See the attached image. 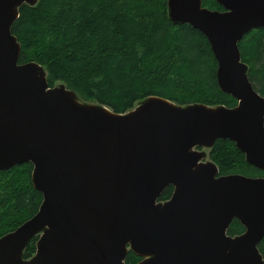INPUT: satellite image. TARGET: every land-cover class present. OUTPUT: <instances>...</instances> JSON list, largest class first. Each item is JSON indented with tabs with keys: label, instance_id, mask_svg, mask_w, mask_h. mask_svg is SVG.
<instances>
[{
	"label": "water",
	"instance_id": "1",
	"mask_svg": "<svg viewBox=\"0 0 264 264\" xmlns=\"http://www.w3.org/2000/svg\"><path fill=\"white\" fill-rule=\"evenodd\" d=\"M166 0L167 18L209 43L219 90L234 107L177 105L150 96L117 114L49 87L36 62L18 63L19 8L0 0V171L30 163L42 200L0 237V264H264V177L219 175L206 150L228 139L264 171V97L248 79L239 42L264 29V0ZM171 186V196L158 201ZM233 220L244 228L230 236ZM38 236L30 259L22 254Z\"/></svg>",
	"mask_w": 264,
	"mask_h": 264
},
{
	"label": "trees",
	"instance_id": "2",
	"mask_svg": "<svg viewBox=\"0 0 264 264\" xmlns=\"http://www.w3.org/2000/svg\"><path fill=\"white\" fill-rule=\"evenodd\" d=\"M210 10L223 11L214 0H201ZM11 33L20 44L18 63L36 62L46 72L49 87L64 84L76 96L124 114L150 96L177 105L205 104L234 107L216 82V61L206 38L187 24L167 18L166 0H38L22 5ZM248 78L264 97V29L246 34L238 44ZM219 175L264 177L246 163L228 139L208 150ZM32 165L0 171V237L32 218L42 196L31 184ZM173 188L162 191L167 200ZM244 231L233 220L230 236ZM37 236L23 251L35 253ZM264 261V236L258 244ZM140 260L131 251L125 264Z\"/></svg>",
	"mask_w": 264,
	"mask_h": 264
},
{
	"label": "rangeland",
	"instance_id": "3",
	"mask_svg": "<svg viewBox=\"0 0 264 264\" xmlns=\"http://www.w3.org/2000/svg\"><path fill=\"white\" fill-rule=\"evenodd\" d=\"M248 67V66H247ZM58 85H60L59 84V82H57V85H55V86H58ZM79 99V98H78ZM80 100V99H79ZM80 101H82V100H80ZM206 157H205V159H204V161H208V160H210L209 158H208V150H206Z\"/></svg>",
	"mask_w": 264,
	"mask_h": 264
},
{
	"label": "bare ground",
	"instance_id": "4",
	"mask_svg": "<svg viewBox=\"0 0 264 264\" xmlns=\"http://www.w3.org/2000/svg\"><path fill=\"white\" fill-rule=\"evenodd\" d=\"M249 79V78H248ZM249 81H250V79H249ZM250 83H251V85H252V87H253V89L258 93V94H260L255 88H254V86H253V84H252V82L250 81ZM261 95V94H260ZM262 96V95H261ZM263 97V96H262Z\"/></svg>",
	"mask_w": 264,
	"mask_h": 264
}]
</instances>
